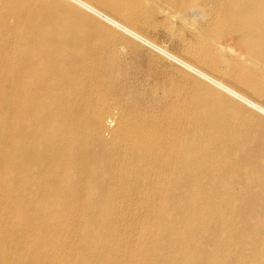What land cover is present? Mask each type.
Listing matches in <instances>:
<instances>
[{
    "label": "rangeland",
    "instance_id": "374dc122",
    "mask_svg": "<svg viewBox=\"0 0 264 264\" xmlns=\"http://www.w3.org/2000/svg\"><path fill=\"white\" fill-rule=\"evenodd\" d=\"M114 1L122 6L125 4V8L129 7L131 11L129 8L127 9L130 12L133 11V15H136L137 19L140 17L138 23L135 24L136 30H139V32L146 35L157 44L163 47L165 46V48L178 56H183L184 59L188 58L189 61L193 60L192 62L197 63L199 67L208 71V68L197 62L198 60L196 61L195 57H192L188 52H191V50L193 51L194 46L195 48L197 46L195 51H197L199 47L201 52L204 54L206 53L205 55L207 56L209 55L208 58H212L219 64L220 72L209 70L210 72L216 76H222L221 78L227 83H230L234 87L237 86L236 88L264 105V28H260V31L255 32V37L249 40L247 37L248 30L244 29L245 31H243L238 27L227 29L228 23L224 25L222 22L219 25L220 29H218V34L215 32L214 34L208 24H206L208 23V16L210 15V6L207 0ZM200 1H202V4ZM52 2H54V0H23V4L27 7H30L32 4L33 6L39 7L41 3L51 6ZM198 5L201 7H198ZM226 12V6L221 3V9L218 11V14L222 20L227 22L230 18ZM87 15L95 19L100 26L113 32L116 39L111 42H106L103 36L88 29L83 24H78V26L81 27L80 29L83 35L87 38L82 46L85 50H88L89 55H91L89 56L90 70H88L91 74L81 76V79H79L80 81L78 80V82L74 84L78 86L75 90L73 88L75 87L74 85L69 86L71 97L68 99L67 103L68 110L72 111L77 117V125L79 126L78 131L88 134L89 132L87 129L92 128L91 123L87 128L86 123L88 122H86V120L89 116L84 111V104L82 102L89 101L91 103L90 108H92L94 105H101V102H104L102 99L106 98L105 102L109 105V108H111V112L114 111L115 113L116 110H118L119 112L129 115V117L142 118L143 122L146 123L145 127L147 126L146 128L148 129H151V124L155 123L152 119H158L163 126H161L160 123L158 124V122L157 124L160 125L162 129H165L167 125L163 123V115L172 110V104L178 101V109L187 111V104L185 102L198 100L202 97V91L194 87L195 81H197L196 78L183 73L174 62L156 54L151 51L150 48L137 42L135 39H131L129 36L127 38V35L125 36L118 29L113 28L103 20L89 13H87ZM202 16L207 17V19L203 20ZM236 18L237 17L233 19ZM5 21L8 26L7 28H9V26L17 27V20L12 14L5 15ZM204 22L206 23L204 24ZM215 26H212V28ZM207 34H211V36ZM202 35H204L206 39L202 38ZM207 38H210V40ZM202 39H204V41ZM214 39H216V41ZM16 43V40L12 39L8 43L4 40L2 45H0V70H2L0 72H2V77L4 75L14 78L17 76L14 64L17 65L20 63V58L15 55L14 52V44L16 45ZM214 43L221 44L223 49L229 52L233 50L231 54L228 53V56H223ZM236 46L240 49L238 50V52L240 51L239 54ZM8 49L10 50L8 51ZM247 49L248 51H246ZM232 55H234V57ZM99 57L100 60L102 59L105 62V68L114 65L110 69L115 70H112L111 73L108 72L110 69L106 70L103 68V65H98L101 62L99 61ZM229 57L230 59H228ZM241 57H243V59ZM91 62L93 63L91 64ZM117 69L118 71L120 70L119 73L116 72ZM115 73L121 74L117 75ZM229 73L235 78L240 77L241 79H246L248 84L260 88L261 92L255 93L247 87L242 86L235 79L229 78L227 76ZM124 75L128 78L124 77ZM95 77L97 79H95ZM89 79L92 80V83ZM0 81L2 82L3 79ZM19 82L21 81L19 80ZM107 83L111 85L114 84V91L112 89L108 90L106 87L108 86ZM93 84L97 85L94 86ZM98 85H100L99 87L103 91L99 89ZM90 86H92V88ZM61 88L66 89L65 87ZM89 88L91 89L89 90ZM117 88L123 89L124 93L121 94L118 92ZM56 91L58 92V90H55V92ZM99 91L100 96L97 94ZM84 94L85 98L83 96ZM95 95H98L99 101L98 98L96 99ZM132 96L137 97L136 104L130 101ZM221 98L225 101L221 112L222 126L234 131L235 135L238 137L236 142L229 143L226 146V150L228 151V147L235 145L236 148H238H235L238 150L236 151L237 155L240 154L238 161L246 157L248 165L245 164L241 170L233 168L227 169V163L230 160L236 159L230 156L229 153L217 155L220 153V150L219 152H215L213 157L203 158L198 150L193 149L191 152L192 156L190 157L191 160L186 164L178 165L182 167L181 169L183 171V173L181 172L182 174L178 176L173 173V157H169L171 160H167V162L161 157L158 158V162L152 164L153 171L150 167V172H148L147 169L148 174L146 175L143 174V165H135L132 164L131 161L124 164L125 166L122 169L113 170L115 167L114 164L106 167L107 169L105 168L104 170L105 173L98 174L96 178L100 184H96V186L89 188L92 197L89 196L90 194L86 191V193L83 194H89V199L85 202L74 203L77 206L81 205L85 207L86 205L88 208L94 207L100 211L106 210V214L111 217V222H113L108 230L100 228V226L92 230V232H99V234L103 236L109 235L107 242L102 244L105 247L100 246L103 250H101V252L103 253H100V256H98L94 262L96 261L98 264H172L171 259L176 255L175 253H177L181 244L183 247L191 249V254H195L193 259L209 257L214 259V255H218L220 258L217 264H236L237 262L241 264H264V201L260 204H254L252 200L254 194L259 191L258 185L260 184V182L256 181L252 176L253 172L257 170L259 165L264 168V116L243 104L234 102L228 96L222 95ZM96 100L98 102H96ZM193 102L196 104L195 101ZM205 104L209 105L206 101ZM188 110L190 109L188 108ZM111 112H109V114ZM9 116H11L10 111L2 109L1 107L0 123ZM187 123L189 124L186 125V133L190 128V120H188ZM84 126L86 129L82 130ZM180 135L184 136L182 133H180ZM5 139V129L0 127V141L3 142ZM202 140L205 141L204 138H202ZM0 144L3 145V143ZM79 146H82V143H79ZM160 146L161 145L158 147ZM122 155L125 156L118 159V162H122L123 159H130L128 154L123 153ZM260 155H263V157H260ZM80 161L81 163L79 165L76 164V168L78 170V167L82 166L84 170L88 165L87 162H85L86 159H81ZM164 162H166L168 166H165ZM145 166L147 167V165ZM164 169L167 170V173H163L165 172ZM22 173H24V171H22ZM88 176L87 173L82 172L79 176L76 174L72 179V182L82 183V186L79 188L81 192L84 186L90 181ZM118 176H120L122 180L116 182L117 185H113L114 180ZM24 177L27 178V176ZM79 178L81 179L80 181ZM67 182L70 183V178L67 179ZM71 186L74 188V192L78 189L76 188L77 186L73 184ZM30 187H34L35 193L33 199H31L27 193L11 188L8 190L9 192H6L5 197L0 199V238L2 242H7L6 245L9 244L12 246L11 253L13 255L19 256L18 262L15 261L13 263V261L10 260L9 264H41L42 262L46 264H80L79 258L83 251L81 250L82 239H84L81 228L63 223L64 220L57 217L56 214L60 211L63 204L60 203L56 194H47L43 185L37 183L35 180L27 183L26 189ZM3 188L4 186L1 185L0 194L5 192ZM106 194H108L107 200L100 203V200H97V195L106 196ZM58 195L61 197L62 194ZM82 197L84 199L83 195H81V198ZM17 198L23 200L22 203L29 209L30 213L28 221L27 219L21 220L23 224H26L23 232L21 228H19L18 208L13 202V200ZM112 202L113 204H111ZM107 203L112 205L110 209ZM77 206L75 207L78 208ZM206 206H213L216 211H218L217 214L219 217L217 218H220L219 223H221V231L218 233H214L212 230L213 222L208 218L205 219V214H203L202 210ZM34 208H38V211H34ZM156 208L158 210H156ZM191 208L198 209L199 213L192 215L190 211ZM74 213L78 215L83 214L84 217L88 216L87 211L83 210H76ZM200 221H205L203 227L205 230L202 231V236H199L201 234L195 231L197 226L195 229L192 227ZM31 222L37 223L34 226L40 228L39 232L33 228L31 229ZM194 222L196 223L194 224ZM164 225L165 227L168 225L166 231H160ZM46 226L52 228L47 230L48 228H46ZM239 227L241 233L237 237L230 239L228 234L230 235L232 229H239ZM149 228L152 229V234L146 231ZM113 231H115V233H113ZM37 234L42 237L37 236ZM23 235L37 240L35 244L37 245L40 255H28L30 254L29 249L31 248V244H27V242L24 241ZM61 243L66 244L60 247L59 245ZM54 244H56L55 248L51 247ZM53 249L55 251H53ZM71 251H73L74 254ZM130 253L133 254L131 255ZM135 254L137 255L134 256ZM84 257L87 259L91 258L89 254L84 255ZM192 262L193 261H191V263Z\"/></svg>",
    "mask_w": 264,
    "mask_h": 264
},
{
    "label": "bare ground",
    "instance_id": "6f19581e",
    "mask_svg": "<svg viewBox=\"0 0 264 264\" xmlns=\"http://www.w3.org/2000/svg\"><path fill=\"white\" fill-rule=\"evenodd\" d=\"M207 1L208 5L210 6V15H207L209 17L208 23L204 22V24H208L212 30V33L215 32L218 34V29H220L219 25L223 22L224 25L228 23L227 29L238 27L243 31H245L244 29L248 30L247 37L249 40H251V38L255 37V32L260 31V28H264V0ZM200 2L202 4V1ZM221 3L226 6V13H228V17L230 18L227 22L222 20L218 14V11L221 9ZM199 5L198 7H201ZM124 6L114 0H54V2L51 3V6L41 3L39 7L33 6V4L30 7H27L23 4V0H0V45H2L4 40L6 43L12 39L16 40L17 43L16 45L14 44V52L15 55L20 58V63H18L19 65L14 64L15 72H17V76L15 78L5 75L2 77V72H0V78L2 77L0 80L3 79L2 82L0 81V108L2 107V109L10 111L11 113V116L0 123V127L5 129L6 137L3 142L0 141V143H3V145L0 144V186H4L3 189L5 191L4 193L0 194V199L5 197L6 192H9L8 190L10 188L25 192L31 199H33L35 193L34 187H30L28 189L26 188L27 183L34 180L37 183H41L43 185L47 194H56L60 203L63 204L60 211L56 214L57 217L62 218L64 220L63 223L71 226L73 225L74 227H80L84 235L81 246V250L83 251L81 252V256L79 258V261L81 262L80 264H98L96 261L94 262V260L100 256V253H103L101 252V247H105L102 244L107 242L109 235L107 234L103 236L99 234V232H92V230L98 226L108 230L113 222H111V217L106 214V210L100 211L94 207L88 208L86 205L85 207L81 205L77 206L74 203L85 202L87 199H89V188L96 186V184H100L96 178L98 174H102L103 172L105 173L104 170L106 167L114 164L115 167L113 170L122 169L125 166L124 164H127L131 161L132 164L143 165V174L146 175L148 172H150V167L153 171L152 164L157 163L158 158L161 157L167 162V160H171L169 157H173V173L178 176L183 173L181 169L182 167L178 165L186 164L189 160H191V152L193 149H196L201 153L203 158L213 157L215 152H219L220 150V153L217 155L229 153L230 156L236 159L230 160L227 163V169L233 168L236 170H241L243 169V166L248 163L246 157L238 161L240 154L237 155L236 151L238 150L236 149L238 148H236L235 145L228 147V151L226 150V146L229 143L236 142L238 137L235 135L234 131L231 129L229 130V128L226 129V127L224 128V126H222L221 112L225 101L221 98V96H228L234 102L243 104L264 116V105L262 103L251 98L243 91L236 88L237 86L234 87L230 83H227L223 78H221L222 76H216L209 71L214 70L220 72L219 64L212 58H208L209 55L207 56L205 55L206 53L204 54L201 52L199 47V50L197 49V51H195L197 46L196 48L194 46V50L188 52L190 55H192V57H195L196 61L198 60L197 62L208 68V71L202 67H199L197 63L192 62L193 60L189 61L188 58L184 59L183 56H178L177 54L165 48V46L163 47L157 44L156 42L149 39L146 35L139 32V30H136L135 24L138 23V19L140 17L137 19V16L135 15V17L133 15L134 12H130V8H125ZM127 8H129L130 11ZM87 13L103 20L113 28L118 29L125 36L127 35V38L129 36V38L131 37V39L133 38L137 42L142 43L156 54L169 59L170 61L174 62L183 73L196 78L197 81H195L194 87L202 91V97H200L198 100H193L196 102V104L193 101H188L185 99L188 101L185 102L187 104V109L185 108L187 111H184V109H178L177 106H179V104H177L178 101H176L177 103L172 104V110L169 113L163 115V123H165L167 127L162 129L161 126L163 125H161V121L158 119H152L155 123H152V127H150L151 129H148L146 128L147 126L145 127L146 123L143 122L142 118L129 117V115L119 112L118 110H116L115 113L114 111L111 112V108H109V105H107L105 102L106 98L104 97L105 99H102L103 97L101 96V99L104 100V102H101L102 104L100 103L101 105L99 106L94 105L92 108H90L91 103L89 101L82 102L84 104L83 109L89 116V118L86 120V122H88L86 123L87 128L89 127L90 123L92 124V128L87 129L89 132L88 134L78 131L79 126L77 125V117L72 111L68 110L69 108L67 103L68 99L71 97V94L69 93V86H73L75 83H77L78 80L81 79V76L91 74L88 72V70H90L89 56L91 55H89L88 50H85V48L82 46L87 38L85 35H83V32L80 29L81 27H79L78 24H83L88 29L103 36L106 42H111L116 39V36H114L113 32L103 26H100V24L90 15H87ZM8 14H12L16 18L17 27L9 26V28H7L8 26L5 21V15ZM235 17L237 18L233 19ZM202 19L205 20L207 17L202 16ZM212 26L215 27L212 28ZM219 33L222 34L221 32ZM202 36V38H205L204 35ZM208 36H211V34ZM210 38L207 39L210 40ZM202 40L204 41V39ZM214 40L216 41V39ZM215 45H217L216 47L218 50H220L223 56H228V53L231 54L233 50L232 49L229 52L223 49L221 44ZM240 49L237 47V52ZM9 50L10 49H8V51ZM246 51H248V49ZM232 56L234 57V55ZM241 58L243 59V57ZM228 59H230V57ZM99 61L101 62L98 65H103V68L106 70H109L114 66H108L105 68V62L102 59L100 60V57ZM92 63L93 62H91V64ZM118 69L116 70L117 73L120 71H118ZM112 70L115 69H110L108 72H111ZM227 76L229 78L235 79L242 86L247 87L255 93L261 92L260 88L253 87L248 84L246 79L244 80L240 77V79L235 78L230 73ZM124 77H126V75H124ZM95 79L97 78L95 77ZM19 80L21 82H19ZM90 81L92 83V80ZM93 85L96 86L95 84ZM107 85L108 86L106 87L108 90L115 89L114 84L111 85L107 83ZM99 86L100 85H98V87ZM61 87H65L66 89H62ZM90 87L92 88V86ZM73 88L75 90V88H78V86ZM91 88H89V90ZM55 90H58V92H55ZM117 91L121 94L124 93V90L120 88H117ZM97 94L99 95L100 91ZM98 95H95L96 99L98 98ZM83 96L85 98V94ZM98 101L96 100V102ZM130 101L136 104L137 97L132 96ZM205 101L208 102L209 105H206ZM191 102L192 105L195 106H192ZM188 108L190 110H188ZM109 112L111 113L109 114ZM188 120H190V128L186 133V125L189 124L187 123ZM157 122L158 124L160 123L161 126L158 125ZM85 129L86 128L84 126L82 130ZM180 133H182L184 136L180 135ZM202 138H204L205 141H203ZM79 143H82V146H79ZM159 145L161 146L158 147ZM123 153L128 154L130 159H123L122 162H118V159L125 156L122 155ZM260 157H263V155H260ZM81 159H86L85 162H87L88 165L86 168L83 167L84 170L82 169V166H79L77 170L76 164L79 165L81 163ZM166 162H164V165L168 166ZM145 165H147V167ZM22 171H24V173H22ZM164 171L165 172L163 173H167L166 169H164ZM82 172L87 173L90 180L89 183L84 186V192L83 190L82 192L79 190V188L82 186V183L72 182V179L75 177V175L77 174V176H79V174ZM24 176H27V178ZM252 176L256 181L260 182L258 185L259 191L254 194L252 200L254 204L263 203L264 168L259 165L257 170L253 172ZM68 178H70V183L67 182ZM80 180L81 179L79 178V181ZM120 180H122V178L118 176L114 180L113 185H117L116 182H119ZM72 184L78 188L75 192L74 188L71 186ZM86 191L89 193L88 195L83 194L86 193ZM58 194H62L61 197ZM108 194H106V196L97 195V200H100V203L105 202L107 200ZM81 195L84 196V199L83 197L81 198ZM91 195L92 193L89 196ZM13 202L15 205H17L20 221L19 228H21V231L23 232L26 224H23L21 220H29V209L25 207L24 203H22L23 200L20 198L14 199ZM111 204H113V202ZM111 204H108L109 209L112 206ZM198 209L191 208V214H198ZM76 210L87 211L88 216L84 217L83 214L78 215L74 213ZM156 210L158 209L156 208ZM34 211H38V208H34ZM202 212L205 214V219L208 218L211 222H213V232L218 233L221 231V223H219L220 218H217L219 217L217 214L218 211H216L213 206H206L203 208ZM195 223L196 222H194V224ZM35 224L37 223L31 222L30 227L31 229L33 228L39 232L40 228L34 226ZM204 225L205 221H200L198 224L192 227L195 229L197 226L195 231L201 234L202 231L205 230L203 228ZM167 226L165 227L164 225L160 231H166ZM240 227L239 229L234 228L231 230L230 235L228 234L230 239L237 237L241 233ZM46 228L49 230L52 227L46 226ZM151 228L146 231L151 233ZM113 233H115V231H113ZM37 236L42 237L38 234ZM199 236H202V234ZM23 239L27 242V244H31V248L29 249L30 254H28L29 256L40 255L37 245L35 244L37 240L25 235H23ZM6 243L7 242L5 241L2 242L0 238V264H9L10 260H12L13 263L15 261L18 262L19 256L15 254L13 255L11 253L12 246L9 244L6 245ZM65 244L66 243H61L59 246L63 247ZM55 246L56 244L52 245L51 247L55 248ZM53 251L55 250L53 249ZM71 252L74 254L73 251ZM86 254H89L91 258H85L84 255ZM130 254L132 255L133 253ZM175 254L176 255L171 259L172 264H190L191 261H193V264H217L220 258V256L214 255V259L212 257L193 259L195 254L192 255L191 249L183 247L181 244L179 246V250ZM136 255L137 254L134 256ZM41 264L46 263L42 262ZM236 264L241 263L237 262Z\"/></svg>",
    "mask_w": 264,
    "mask_h": 264
}]
</instances>
